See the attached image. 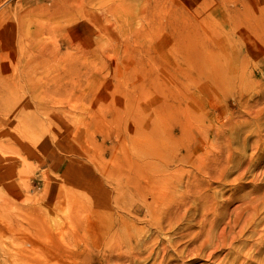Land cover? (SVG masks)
Here are the masks:
<instances>
[{"label": "rangeland", "instance_id": "1", "mask_svg": "<svg viewBox=\"0 0 264 264\" xmlns=\"http://www.w3.org/2000/svg\"><path fill=\"white\" fill-rule=\"evenodd\" d=\"M0 155V264H264V0H0Z\"/></svg>", "mask_w": 264, "mask_h": 264}, {"label": "bare ground", "instance_id": "2", "mask_svg": "<svg viewBox=\"0 0 264 264\" xmlns=\"http://www.w3.org/2000/svg\"><path fill=\"white\" fill-rule=\"evenodd\" d=\"M72 10L74 13L77 12L76 9H72ZM2 157H4V156L0 155V170H3L2 168L4 167V159L5 158H2Z\"/></svg>", "mask_w": 264, "mask_h": 264}]
</instances>
